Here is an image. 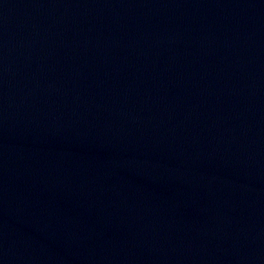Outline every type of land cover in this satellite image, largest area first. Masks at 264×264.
<instances>
[{
	"label": "water",
	"instance_id": "95a60500",
	"mask_svg": "<svg viewBox=\"0 0 264 264\" xmlns=\"http://www.w3.org/2000/svg\"><path fill=\"white\" fill-rule=\"evenodd\" d=\"M0 264H264V0H0Z\"/></svg>",
	"mask_w": 264,
	"mask_h": 264
}]
</instances>
